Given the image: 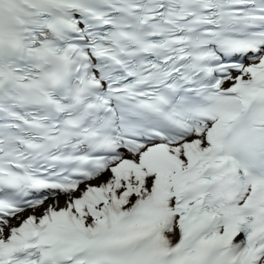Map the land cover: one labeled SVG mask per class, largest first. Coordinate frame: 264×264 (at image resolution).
I'll return each instance as SVG.
<instances>
[{"label":"snow or ice","instance_id":"6c2138e0","mask_svg":"<svg viewBox=\"0 0 264 264\" xmlns=\"http://www.w3.org/2000/svg\"><path fill=\"white\" fill-rule=\"evenodd\" d=\"M0 264H264V0H0Z\"/></svg>","mask_w":264,"mask_h":264}]
</instances>
